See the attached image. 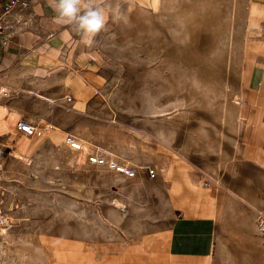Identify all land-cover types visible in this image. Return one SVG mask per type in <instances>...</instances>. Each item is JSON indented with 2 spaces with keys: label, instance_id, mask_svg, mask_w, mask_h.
<instances>
[{
  "label": "rangeland",
  "instance_id": "1",
  "mask_svg": "<svg viewBox=\"0 0 264 264\" xmlns=\"http://www.w3.org/2000/svg\"><path fill=\"white\" fill-rule=\"evenodd\" d=\"M245 1L119 0L126 19L92 48L78 38L61 77L1 76L0 264H168L140 245L176 217L178 161L221 187L210 264H264V168L247 160L236 113ZM87 71L81 96L66 79ZM20 118L50 127L23 135ZM91 151L136 176L90 163Z\"/></svg>",
  "mask_w": 264,
  "mask_h": 264
},
{
  "label": "crops",
  "instance_id": "2",
  "mask_svg": "<svg viewBox=\"0 0 264 264\" xmlns=\"http://www.w3.org/2000/svg\"><path fill=\"white\" fill-rule=\"evenodd\" d=\"M245 13L246 41L236 102L239 138L247 160L264 168V0H246ZM12 26L9 47L0 48V78L26 72L37 78L44 74L51 79L61 77L63 62L72 61L74 43L81 37L54 18L47 0H32L29 9L15 12ZM89 77L87 71L75 78L68 76L66 82L84 96ZM9 84L14 89L17 86L15 82ZM168 177L176 217L170 226L150 233L140 246L147 251L167 252L168 264H210L221 187L200 180L197 171L183 161L170 165Z\"/></svg>",
  "mask_w": 264,
  "mask_h": 264
},
{
  "label": "clouds",
  "instance_id": "3",
  "mask_svg": "<svg viewBox=\"0 0 264 264\" xmlns=\"http://www.w3.org/2000/svg\"><path fill=\"white\" fill-rule=\"evenodd\" d=\"M54 18L69 26L88 48L96 44V37L107 29L109 20L126 19L119 0H47Z\"/></svg>",
  "mask_w": 264,
  "mask_h": 264
},
{
  "label": "built area",
  "instance_id": "4",
  "mask_svg": "<svg viewBox=\"0 0 264 264\" xmlns=\"http://www.w3.org/2000/svg\"><path fill=\"white\" fill-rule=\"evenodd\" d=\"M32 0H5L0 1V48L9 47L10 41L13 38V26H12V16L15 12L25 11L30 8ZM19 23V20H17ZM9 92L8 88L0 87V95H7ZM67 101H72V96H66ZM47 128V127H43ZM16 129L19 133L23 135H38L41 134L42 128L30 123L24 118H20L16 122ZM64 141L73 150H84L85 144L74 134L66 133ZM88 160L92 164L96 165H106L111 170L124 174L127 177L136 176V168L131 164L118 160L113 157H108L107 155L99 151H91L88 154ZM150 172L155 175L154 169H150Z\"/></svg>",
  "mask_w": 264,
  "mask_h": 264
},
{
  "label": "bare ground",
  "instance_id": "5",
  "mask_svg": "<svg viewBox=\"0 0 264 264\" xmlns=\"http://www.w3.org/2000/svg\"><path fill=\"white\" fill-rule=\"evenodd\" d=\"M39 127H40V126H39ZM46 127H50V126H46ZM41 128H42V127H41ZM49 129H50V128H49ZM41 130H42L41 134L44 133V131H46L45 128H42ZM16 153H17V152H16ZM14 155H16V154H14ZM17 157H19V156H17ZM2 230H3L2 233H6V232H7V230H6L5 228H2Z\"/></svg>",
  "mask_w": 264,
  "mask_h": 264
}]
</instances>
